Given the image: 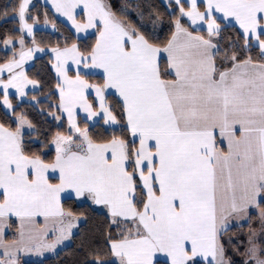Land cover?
I'll return each mask as SVG.
<instances>
[{
  "label": "snow or ice",
  "instance_id": "1",
  "mask_svg": "<svg viewBox=\"0 0 264 264\" xmlns=\"http://www.w3.org/2000/svg\"><path fill=\"white\" fill-rule=\"evenodd\" d=\"M66 249L264 264V0H0V264Z\"/></svg>",
  "mask_w": 264,
  "mask_h": 264
},
{
  "label": "trees",
  "instance_id": "2",
  "mask_svg": "<svg viewBox=\"0 0 264 264\" xmlns=\"http://www.w3.org/2000/svg\"><path fill=\"white\" fill-rule=\"evenodd\" d=\"M113 3H122L123 0H112ZM70 256V250H64L59 253V256H51L45 260V264H61L62 260H65Z\"/></svg>",
  "mask_w": 264,
  "mask_h": 264
},
{
  "label": "rangeland",
  "instance_id": "3",
  "mask_svg": "<svg viewBox=\"0 0 264 264\" xmlns=\"http://www.w3.org/2000/svg\"><path fill=\"white\" fill-rule=\"evenodd\" d=\"M51 256H54V255H49L48 257H51ZM31 259H33V260H35V259H37L36 257H32Z\"/></svg>",
  "mask_w": 264,
  "mask_h": 264
}]
</instances>
